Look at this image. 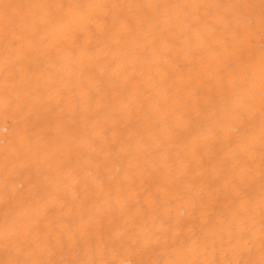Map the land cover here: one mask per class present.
Wrapping results in <instances>:
<instances>
[{
	"label": "bare ground",
	"instance_id": "6f19581e",
	"mask_svg": "<svg viewBox=\"0 0 264 264\" xmlns=\"http://www.w3.org/2000/svg\"><path fill=\"white\" fill-rule=\"evenodd\" d=\"M262 18L264 0H0V264H259L260 153L205 133L250 87L259 111Z\"/></svg>",
	"mask_w": 264,
	"mask_h": 264
},
{
	"label": "snow or ice",
	"instance_id": "6c2138e0",
	"mask_svg": "<svg viewBox=\"0 0 264 264\" xmlns=\"http://www.w3.org/2000/svg\"><path fill=\"white\" fill-rule=\"evenodd\" d=\"M239 39L243 40V34L239 35ZM264 44V18H262L261 37ZM249 78L254 79L249 73ZM255 91L254 87L249 88V96L246 99H240L238 103L231 106V118L234 121L231 127L227 126V122H221L205 133V138L210 140H224L227 137L230 140H235L238 143H243L249 153L259 151L261 163L264 166V46L261 48V74H260V108L256 111L254 103ZM256 121L259 122V148L254 142L252 128ZM235 184L241 183L240 177L235 178ZM264 215V205L261 208ZM262 245H264V228H262ZM14 264H53L51 261H21L17 260ZM95 264V262H93ZM229 264H244L243 261H229ZM259 264H264V259L259 261Z\"/></svg>",
	"mask_w": 264,
	"mask_h": 264
}]
</instances>
